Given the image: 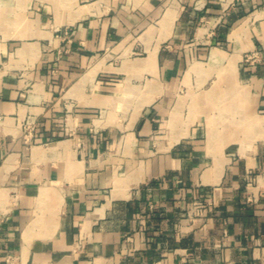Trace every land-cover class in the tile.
<instances>
[{
  "label": "crops",
  "instance_id": "1",
  "mask_svg": "<svg viewBox=\"0 0 264 264\" xmlns=\"http://www.w3.org/2000/svg\"><path fill=\"white\" fill-rule=\"evenodd\" d=\"M0 2V264H264V0Z\"/></svg>",
  "mask_w": 264,
  "mask_h": 264
},
{
  "label": "bare ground",
  "instance_id": "2",
  "mask_svg": "<svg viewBox=\"0 0 264 264\" xmlns=\"http://www.w3.org/2000/svg\"><path fill=\"white\" fill-rule=\"evenodd\" d=\"M9 19V18H8ZM6 19V22H8L9 20ZM175 19V10L173 7L169 8L166 10V12L164 13V15L160 18L159 20V25L161 26L162 30L165 31V36L167 34V31L170 29V27L173 25ZM3 22V21H2ZM9 23V22H8ZM156 47L149 49V56L147 58V61L150 62L152 60H154L155 55H156ZM25 51L24 49H19L17 54H23ZM120 54V53H119ZM114 56V55H113ZM211 60L213 61H219L220 58H222V55L218 53V51L213 50L212 52V56ZM102 60H105L104 58ZM235 61L233 59L229 60V65L233 67ZM98 69H100L99 67V63H96L95 65H93L82 77V79L72 88V90H82L83 88H85V86L87 84H91L92 80L94 79ZM190 70L194 71V72H198L200 70V66L198 65H193ZM189 70V71H190ZM189 73V72H188ZM129 87V83L127 82V85L122 87L121 90H128ZM133 92V91H132ZM131 92V93H132ZM142 92V91H141ZM148 92V91H147ZM147 94V93H145ZM142 95V94H141ZM178 122H172V127H175L177 125ZM176 131V130H175Z\"/></svg>",
  "mask_w": 264,
  "mask_h": 264
},
{
  "label": "rangeland",
  "instance_id": "3",
  "mask_svg": "<svg viewBox=\"0 0 264 264\" xmlns=\"http://www.w3.org/2000/svg\"><path fill=\"white\" fill-rule=\"evenodd\" d=\"M14 8H16V7H12V4L9 5V3H5L4 5H2L1 2H0V19H2L3 22H6V19L9 18V17H4V18H3V16L6 15V14L3 13V12L1 11L2 9H4V11L7 10V11L9 12V11H12ZM29 10H30V9H29ZM26 11H27V8H26ZM2 14H3V16H2ZM8 20H9L8 22L10 23V22H11V21H10L11 19L9 18ZM3 22L0 23V28H5V27H4L5 25H3V24H4ZM139 52H142V51H139ZM132 55L134 56L135 54H132ZM114 56H115V55H114ZM114 56H113V57H114ZM136 56H137V55H136ZM220 67H221V66H218V67H217V70L220 69ZM201 71H202V68H200V70H199L198 72H201ZM92 83H93V82H92ZM92 83H91V84H92ZM208 84H209V83H208ZM208 84H207V85H208ZM184 88H185V87H184ZM184 88H183V90H184ZM191 89L193 90L194 87H191ZM30 130H31L30 124H27V125H26V129H25V132L28 133Z\"/></svg>",
  "mask_w": 264,
  "mask_h": 264
},
{
  "label": "built area",
  "instance_id": "4",
  "mask_svg": "<svg viewBox=\"0 0 264 264\" xmlns=\"http://www.w3.org/2000/svg\"><path fill=\"white\" fill-rule=\"evenodd\" d=\"M257 52H255L252 56H254V58H256L257 57ZM249 58H251V57H249V56H246V59H249ZM31 131V130H30Z\"/></svg>",
  "mask_w": 264,
  "mask_h": 264
}]
</instances>
